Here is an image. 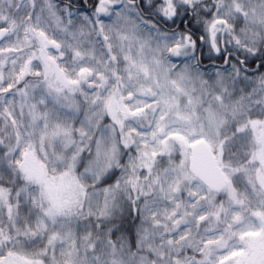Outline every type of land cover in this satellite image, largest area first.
Listing matches in <instances>:
<instances>
[{"label":"clouds","instance_id":"clouds-1","mask_svg":"<svg viewBox=\"0 0 264 264\" xmlns=\"http://www.w3.org/2000/svg\"><path fill=\"white\" fill-rule=\"evenodd\" d=\"M0 74V264H264V0H0Z\"/></svg>","mask_w":264,"mask_h":264},{"label":"snow or ice","instance_id":"snow-or-ice-1","mask_svg":"<svg viewBox=\"0 0 264 264\" xmlns=\"http://www.w3.org/2000/svg\"><path fill=\"white\" fill-rule=\"evenodd\" d=\"M29 67H30L29 63H25L24 65H22L20 74L18 77H16V79L22 80L24 75L29 71ZM0 79H2V74H0ZM74 83H75V81H66L65 85L67 86V85H71ZM8 89L9 90L13 89V85L11 83L8 84ZM10 94L15 96L17 94V92L12 90L10 92ZM19 94L22 96H26L27 95V89L19 92ZM4 103L11 104L13 102L6 100V98L4 96H0V105H2ZM107 107H108V110L110 112H113V113H117V112L123 110V106L120 104V102L115 97H113L112 99H110L108 101ZM137 111H142V109H137ZM30 114L32 115L33 120L38 119V114L35 113L34 111H32ZM3 115H4L5 119H7L8 117H12V120H11L12 124L16 123L15 116H14V109H9ZM58 131H59V129H57V131L53 132L52 134L56 135ZM10 154H18L19 155L20 158L15 159L14 162L16 165H18L19 170L21 172H23L24 175L28 179L36 180V181H39L41 183L45 182L44 173L42 171V166L35 159L34 154L30 151V146H28V147L24 146L22 134L19 132L17 133L15 146L10 149ZM215 186L221 187L222 182H217ZM5 195H6V193L4 192V190L0 189V199H3L5 197ZM252 235H255V234L253 233ZM231 255L235 256V255H237V253L234 252Z\"/></svg>","mask_w":264,"mask_h":264}]
</instances>
